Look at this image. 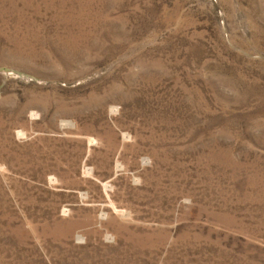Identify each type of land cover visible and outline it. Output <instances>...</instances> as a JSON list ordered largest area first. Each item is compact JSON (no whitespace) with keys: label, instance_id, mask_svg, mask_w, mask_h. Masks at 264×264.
<instances>
[{"label":"rangeland","instance_id":"rangeland-1","mask_svg":"<svg viewBox=\"0 0 264 264\" xmlns=\"http://www.w3.org/2000/svg\"><path fill=\"white\" fill-rule=\"evenodd\" d=\"M0 264H264V0H0Z\"/></svg>","mask_w":264,"mask_h":264}]
</instances>
